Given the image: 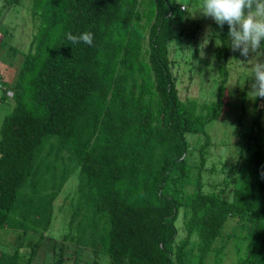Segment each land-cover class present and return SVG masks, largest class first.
<instances>
[{
  "label": "trees",
  "instance_id": "16d2710c",
  "mask_svg": "<svg viewBox=\"0 0 264 264\" xmlns=\"http://www.w3.org/2000/svg\"><path fill=\"white\" fill-rule=\"evenodd\" d=\"M174 6L175 0H31L37 26L28 52L9 87L0 76V99L10 92L13 101L0 125V230L42 239L54 200L76 172L77 200L62 240L75 231V245L85 247L94 235L93 252L108 264H203L228 219L241 231L233 264H264L261 99L252 103L230 201L204 193V127L218 115L225 71L218 67L215 101L178 98L168 55ZM85 31L93 34L91 46L67 39ZM185 134L202 136L193 181ZM180 210L185 236L174 243ZM20 247L0 253V264H16ZM63 253L60 246L55 264L64 263Z\"/></svg>",
  "mask_w": 264,
  "mask_h": 264
},
{
  "label": "rangeland",
  "instance_id": "374dc122",
  "mask_svg": "<svg viewBox=\"0 0 264 264\" xmlns=\"http://www.w3.org/2000/svg\"><path fill=\"white\" fill-rule=\"evenodd\" d=\"M36 26L37 22L31 17V0H0V76L3 88L9 87L14 80L18 67L28 52ZM226 28L227 35L221 40L222 28L199 12V0H175L168 55L173 62L170 71L175 80L178 98L181 101H194L196 105L215 101L216 89L221 79L218 67L224 66L225 78L218 115L204 127L209 144L204 152L201 180L204 193L221 192L222 198L230 201L234 181L240 175L242 160L247 151L254 99L249 96L253 81L246 80L247 59L231 50L228 26ZM222 44L225 46L221 47ZM12 106V99H0V125ZM257 108L261 111L260 122L264 126V100L259 101ZM185 141L188 149H193L187 159L190 181H193L195 166L198 164L195 148L202 143V136L185 134ZM76 185L77 173L74 172L53 202L51 221L42 239L39 240L36 234L23 235L3 229L0 230V253L11 254L21 246L16 264H55L54 256L58 257L61 246L64 252L63 264H72L73 258L74 264H108L106 256L93 252L94 235L89 239V246L85 247L75 245V231L70 232L66 241L62 240L70 231L68 222L77 200ZM191 189L192 186L187 185L185 192H190ZM182 212L183 210L179 211L175 221L174 243L185 236ZM239 237V227L234 220L228 219L220 237L213 243V251L203 264H233L236 255L241 253L238 250L241 249V243H237ZM35 242L37 245L33 248ZM195 242L196 238L192 235L188 248L193 254L196 253ZM220 247L222 249L215 263L214 250ZM31 248L33 253L29 258Z\"/></svg>",
  "mask_w": 264,
  "mask_h": 264
},
{
  "label": "clouds",
  "instance_id": "9594fccd",
  "mask_svg": "<svg viewBox=\"0 0 264 264\" xmlns=\"http://www.w3.org/2000/svg\"><path fill=\"white\" fill-rule=\"evenodd\" d=\"M199 12L220 28L227 24L231 50L247 59L246 80L253 81L249 96L264 100V0H199ZM67 39L91 46L94 37L85 31L68 33Z\"/></svg>",
  "mask_w": 264,
  "mask_h": 264
},
{
  "label": "built area",
  "instance_id": "2783aa9c",
  "mask_svg": "<svg viewBox=\"0 0 264 264\" xmlns=\"http://www.w3.org/2000/svg\"><path fill=\"white\" fill-rule=\"evenodd\" d=\"M182 9V8H181ZM8 98H10L11 97V93L10 92H6V94H5Z\"/></svg>",
  "mask_w": 264,
  "mask_h": 264
}]
</instances>
